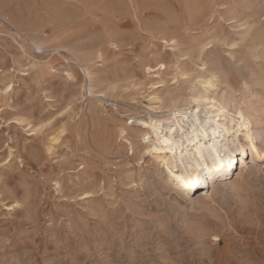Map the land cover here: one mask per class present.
<instances>
[{"label": "rangeland", "instance_id": "rangeland-1", "mask_svg": "<svg viewBox=\"0 0 264 264\" xmlns=\"http://www.w3.org/2000/svg\"><path fill=\"white\" fill-rule=\"evenodd\" d=\"M0 13V264H264L261 150L184 189L145 150L150 94L161 129L197 108L176 69L203 62L264 129V0H0Z\"/></svg>", "mask_w": 264, "mask_h": 264}, {"label": "bare ground", "instance_id": "bare-ground-1", "mask_svg": "<svg viewBox=\"0 0 264 264\" xmlns=\"http://www.w3.org/2000/svg\"><path fill=\"white\" fill-rule=\"evenodd\" d=\"M0 16L6 18V14L0 13ZM18 34L21 37L22 35L28 37L21 29L18 30ZM238 43L233 41L231 44L229 57L232 59H236L235 48ZM260 45L259 43L258 46ZM157 65L159 67L155 72L158 74L167 68L163 62ZM152 68L148 66L149 70ZM176 71L180 76L186 77L185 81L189 83L188 96L197 108L176 106L177 114L173 115V121L164 123L162 120L160 129L159 124H156L157 119L168 116L159 115L162 112L159 109L163 108L164 96L158 92L150 94L149 102L153 112L150 113V121L147 124L151 136L145 147L168 182H173L177 188L184 189L185 186H192L198 182L201 174L205 176L207 173L219 172L224 178L233 167L235 155L244 152L247 147L252 154L261 150L264 155V148L257 143L264 134V129L251 126L246 110L234 112L230 109L231 100L221 93L222 81L218 71L209 69L205 62L198 67L199 73L195 76L180 67ZM9 87L11 84L7 89ZM89 90L95 94L93 87L90 86ZM100 96L96 95L99 99ZM169 98L174 100L171 94ZM64 131L62 127L61 132ZM121 136L134 150L127 127L121 129ZM83 194L89 195L91 192ZM214 236L218 237L216 234Z\"/></svg>", "mask_w": 264, "mask_h": 264}]
</instances>
